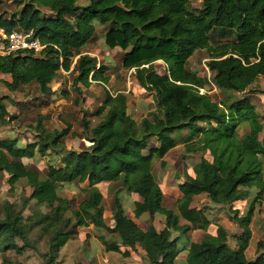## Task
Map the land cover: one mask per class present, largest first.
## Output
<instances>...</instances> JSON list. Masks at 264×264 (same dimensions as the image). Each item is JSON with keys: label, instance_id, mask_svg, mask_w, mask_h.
<instances>
[{"label": "trees", "instance_id": "1", "mask_svg": "<svg viewBox=\"0 0 264 264\" xmlns=\"http://www.w3.org/2000/svg\"><path fill=\"white\" fill-rule=\"evenodd\" d=\"M80 1L23 0L9 17L0 16V25L8 33L33 31L46 45L39 55L33 50L0 55V74L11 76L10 81L0 78V83L10 91L37 84L41 93L53 95V82L63 71H73L80 92L94 83L103 85L106 92L95 112L98 121L92 125L86 114L83 118L85 136L80 137L90 144L81 151L66 145V138L76 135L71 123L49 130L43 117L35 126L33 142L0 136V180L7 178L14 189L26 179L33 190L20 208L5 201L0 210V253L35 248L29 231L40 225L49 236L44 264H60V249L73 233L69 227L93 225L116 236L111 241L99 237L109 251L129 257L141 248L149 264H264V241L258 242L255 259L246 255L250 224L264 200V142L260 139L264 122L251 96L264 93L255 86L264 77V0H203L200 9H191V0ZM97 23L107 26L105 45L123 51V68L133 72L141 88L154 93L156 110L140 120L129 112L127 93L106 89L111 79L108 66L83 50L96 37ZM199 50L208 53L213 83L225 95L221 101L200 92V88L208 89L211 80L189 67ZM158 61L166 65L164 73L158 71ZM15 118L0 94V126ZM245 124L249 129L241 135L239 128ZM183 130L188 132L184 138ZM182 140L183 160L198 152L211 158H201L197 177L188 171L184 174L173 209L164 205L165 193L153 167L156 159L166 167L167 154ZM51 154L53 160L44 171L27 163ZM102 182L119 186L111 191L112 225L104 216V195L98 187ZM74 183H87L83 189L87 196L77 206L61 195L64 185ZM122 190L142 198L134 202V214L137 218L148 214L146 228L127 214ZM202 195L212 204L228 207L230 219L242 230L234 236L237 247L229 244L230 233L222 225L216 234L180 247L188 233L205 231L214 222L205 208L194 205ZM30 200L49 210H38L37 218L29 219L24 208ZM245 202L248 206L242 213L239 205ZM158 215L164 218L161 230L154 223ZM185 250L186 262L179 263Z\"/></svg>", "mask_w": 264, "mask_h": 264}, {"label": "rangeland", "instance_id": "2", "mask_svg": "<svg viewBox=\"0 0 264 264\" xmlns=\"http://www.w3.org/2000/svg\"><path fill=\"white\" fill-rule=\"evenodd\" d=\"M23 0H0V16L9 17L12 13L19 10V3ZM88 0H81V4H87ZM203 5V0H191V9H200ZM44 13L51 14L47 8H43ZM98 30L96 37L87 44L83 49L86 53L96 56L99 61L104 62L108 68L110 81L106 84V89L111 93L123 91L129 96V112L140 120L143 116L149 115L156 110L154 93L146 91L137 83L132 71L126 70L122 66L123 51L120 48L110 49L105 45V33L107 26H102L97 23ZM208 53L206 50H199L194 53L189 61V67L197 71L201 76L209 77L211 84L209 85L208 93L217 100L221 101L225 98L223 92L213 84V73L207 67ZM156 67L159 72L164 73L166 65L158 61ZM75 72L63 71L60 77L53 82V95L41 93L37 84L25 86L22 90L10 91L4 83H0V94L5 97V103L11 114L16 115V118L10 124L0 126L1 137H17L22 143L33 142L37 139L35 126L38 119L43 117L44 126L49 130L55 128L61 129L66 124H72V133L66 138L68 149L81 151L90 142L80 137L85 136L83 131L82 121L86 114V119L95 124L98 119L95 116L96 110L105 99V87L101 84H93L90 88H82V92L74 85ZM2 77V75H1ZM2 78L8 80V76ZM10 80V79H9ZM261 90L264 89V77H261L255 84ZM67 93H63V91ZM243 94H236V97H241ZM252 99L257 104L258 111L262 115L264 122V93H252ZM249 129L247 124L239 128L240 134H245ZM187 131L182 132V138L186 137ZM181 135H179L180 137ZM260 139L264 142V130L260 134ZM154 143H152V146ZM184 141H179L176 148L172 149L166 156L167 166L162 167L161 161L156 159L154 162L153 172L157 181L165 193L164 205L169 208L176 209V199L179 195L178 184L184 180V174L188 171L193 176H198L199 163L203 156L211 158L206 153H192L183 160ZM53 154L46 157H40L35 162L27 160V163H35L41 171H44L48 164L52 162ZM200 178V176H199ZM87 187L86 183H74L64 185L61 189V195L72 199L75 206L87 196L83 189ZM119 188L117 183H103L100 187L104 193V216L108 225L113 224L111 205L113 195L111 191ZM122 190L120 195L125 196L128 202L126 208L129 213L134 210L133 199L131 194ZM33 190L27 184L26 179L19 181L14 189H11L7 182V178L0 180V210L3 209L5 201L14 203L18 208L22 206L25 198L31 196ZM124 192V194L122 193ZM129 203V204H127ZM130 203H132L130 205ZM195 204L209 211L210 217L214 222L207 230L199 232H190L180 241V247H184L190 241L202 240L206 234H213L218 225H224L231 233L229 244L232 247H237L235 234L241 233V228L234 224L230 219L228 207L215 205L203 195L197 197ZM242 203L240 207H244ZM264 200L262 204L257 205L250 228L252 231L249 246L246 250L247 258L253 260L257 257V245L260 240L264 241ZM239 207V206H238ZM38 210H49L46 207L40 208L30 200L29 204L24 208V215L29 219L37 218L35 212ZM143 225H148L146 222ZM217 228H215V226ZM70 241L60 249L59 262L60 264H149L144 251L139 248L136 252L125 257L121 253L109 251L99 240V237L104 235L110 241L116 239L115 235H110L106 230L94 227H74ZM48 237L44 235L40 225L30 229L29 240L35 248L28 247L24 252L17 253L10 250L5 253H0L1 264H44V256L48 251ZM22 245V243L20 244ZM188 251H183L178 262H186Z\"/></svg>", "mask_w": 264, "mask_h": 264}, {"label": "built area", "instance_id": "3", "mask_svg": "<svg viewBox=\"0 0 264 264\" xmlns=\"http://www.w3.org/2000/svg\"><path fill=\"white\" fill-rule=\"evenodd\" d=\"M45 47L46 45L39 38L34 37L33 31H13L8 33L0 25V55L24 52L26 50H33L39 55ZM200 92L206 93L208 91L205 88H200Z\"/></svg>", "mask_w": 264, "mask_h": 264}, {"label": "crops", "instance_id": "4", "mask_svg": "<svg viewBox=\"0 0 264 264\" xmlns=\"http://www.w3.org/2000/svg\"><path fill=\"white\" fill-rule=\"evenodd\" d=\"M1 75H2V77L3 76H8L9 78H8V81H10L11 80V76L9 75V74H0V78H2L1 77ZM10 79V80H9ZM103 183H108V184H110V182H102V183H100V184H98V187H99V189H100V187H101V185L103 184ZM87 184V183H86ZM101 190V189H100ZM102 192V191H101ZM124 192H127L126 190L124 191ZM124 192H122L123 194H124ZM103 193V192H102ZM128 193V192H127ZM132 196H131V198L134 200L133 201V204L132 203H130V205L132 204V205H134V202H136V201H140V200H142V198L137 194V193H130ZM103 195H104V193H103ZM121 196V195H120ZM203 196V195H202ZM197 197H200V196H197ZM197 197L195 198V201H196V199H197ZM122 200H123V202H124V204H125V208H126V203L125 202H128L127 201V199L125 198V196L124 195H122ZM127 204H129V203H127ZM194 205L195 206H197L195 203H194ZM242 205V204H241ZM241 205H239V206H241ZM244 205V204H243ZM264 205V204H263ZM247 206H248V204H247V202H245V205H244V207H242V213H245V209L247 208ZM198 208H202L201 206H197ZM126 212H127V214L129 215V217H131L132 219H134L142 228H146L148 225H143L145 222L148 224V219H149V216H148V214H144V215H142L140 218H137L136 216H135V214H134V210H133V212L132 213H129L128 212V210H127V208H126ZM207 213H208V215H209V217H210V214H209V211L207 210ZM213 221H214V219L212 218V217H210ZM154 223H155V226H156V228L157 229H159V230H161V229H163V227H164V218H163V216L162 215H158L156 218H155V221H154ZM215 223V222H214ZM235 224V223H234ZM215 226V225H214ZM223 227H225L224 225H222ZM218 227V226H217ZM216 226H215V228H217ZM264 227V226H263ZM226 228V227H225ZM227 229V228H226ZM216 231H214V233L213 234H216V232H217V229H215ZM199 231H202V230H195V231H191V232H199ZM230 233V232H229ZM230 236H231V233H230ZM229 236V237H230ZM263 236H264V234H263ZM196 241H200V240H196ZM144 255H145V253H144ZM247 255V254H246ZM146 257V256H145ZM179 258V257H178Z\"/></svg>", "mask_w": 264, "mask_h": 264}]
</instances>
